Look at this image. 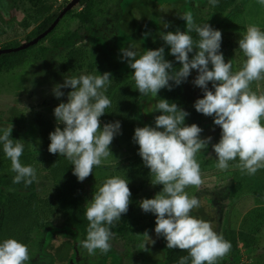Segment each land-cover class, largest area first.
<instances>
[{
    "label": "clouds",
    "instance_id": "1",
    "mask_svg": "<svg viewBox=\"0 0 264 264\" xmlns=\"http://www.w3.org/2000/svg\"><path fill=\"white\" fill-rule=\"evenodd\" d=\"M208 2L213 7L218 4V0ZM258 3L264 6V0ZM177 15L186 21V31L161 32L160 38L181 67L176 68L165 59V47L147 49L142 54L134 50V45L120 50L121 60L127 61L133 70L131 79L135 89L141 96L156 101L148 112L163 113L155 116V127L146 125L134 131L133 142L139 145L138 155L150 169L151 184L162 185L154 198L142 199L138 206L145 213L155 215V234L167 241L168 249L187 252L178 264H218L232 245L213 230L210 222L191 215L201 203L198 197H190L186 192L189 187L199 189L203 184L196 157L208 148L212 137L202 138L203 129L195 123L187 125L185 119L190 114L176 103L156 98L162 89L171 91L186 82L196 70L198 75L192 83L203 90V98L195 101V110L213 117L214 124L221 129L219 142L212 144L216 168L227 171L233 167L242 174L255 175L264 169V124L261 123L264 94L258 95L250 85L264 79V31L249 25L240 34L238 49L245 59L240 70L233 72L232 60L225 62L221 52L222 32L208 23L197 24L190 10ZM169 27L163 23V28ZM192 32L198 39L190 35ZM149 35L146 32L145 39ZM190 53H193L191 58ZM111 76L110 72L66 75L64 82L53 88L57 99L65 95L61 89L71 91L67 93V102L59 103L54 109L57 127L49 134L48 151L69 161L79 182L113 155L110 145L121 134L120 121L101 126L100 118L112 106L106 95ZM210 82L214 91L208 87ZM12 131V124L0 126V145L11 162L10 171L15 173L13 183H23L27 188L37 180V170L33 165L21 163L24 144L11 138ZM131 196L128 180L120 176L108 178L95 188L93 198L85 205L87 235L80 241L89 255L97 250L106 255L111 250L114 236L111 226L128 212ZM143 236L146 242L142 247L146 251L147 241L152 244L155 241L147 231ZM29 259L28 246L22 242L14 238L0 242V264H25Z\"/></svg>",
    "mask_w": 264,
    "mask_h": 264
},
{
    "label": "rangeland",
    "instance_id": "2",
    "mask_svg": "<svg viewBox=\"0 0 264 264\" xmlns=\"http://www.w3.org/2000/svg\"><path fill=\"white\" fill-rule=\"evenodd\" d=\"M70 1L0 0V49L28 43L26 39L28 33L46 16L59 14ZM122 1L92 0L89 6L92 22L85 24L81 23L78 17L84 5L76 3L59 20L58 30L64 34L75 32L77 37L74 46L84 48L87 53L92 48L94 37H100L109 53L117 54L116 24L121 13ZM188 1L197 24L208 23L222 32L223 51L221 52L224 57L226 52L231 55L233 72L240 70L245 59L238 49L240 34L245 32L249 25L257 26L264 31V6L260 5L258 0H218L215 7L209 4L208 0H200V3L199 0ZM202 1L204 2L201 3ZM153 2L156 10L170 12L166 1ZM43 6L49 10L38 13L37 10ZM152 28L149 30L151 35L148 36L151 44L164 43L160 38L161 33L153 31ZM40 48H46L47 51L44 56L39 57L40 59H36L33 55ZM67 53L63 49L52 48L48 40L42 41L36 48L24 54L26 57L21 65L0 72V124L4 126L12 124L13 131L24 130L21 136L29 140L30 149L26 157L20 159L22 164L33 165L36 168L37 180L33 185L41 199V225L31 233V242L27 245L30 259L25 264L38 259L37 246L48 232L44 226L61 227L65 221L61 214L50 213L54 210L53 183L43 162L42 145L35 118L41 116L50 120L55 130L57 122L54 109L59 103L67 102V93L71 89H61L65 95L57 99L53 94L54 86L62 84L66 75L78 77L82 74H100L96 68L90 69L87 65L81 69L64 71L61 64L66 59ZM250 87L258 95L264 94V79L253 82ZM153 101L147 97L139 99L136 103L133 102L134 114L131 116V127L121 129V134L114 138L110 145L113 155L109 156L102 166L94 167L93 174L80 182L84 205L93 198L95 188L102 185L106 179L120 176L129 182L132 202L127 212L126 223L124 224L120 219L111 226L114 236L110 241L111 250L108 254L115 253V264H144L146 253L139 247L140 240L146 231L152 240L157 237L155 215L145 213L138 204L142 199L154 198L162 190V185L151 184L150 169L144 166L142 158L138 155L139 145L133 142L137 127L146 125L155 127L151 112H148ZM261 123L264 124V119ZM103 125L101 122V126ZM199 126L203 129L201 137L211 136L212 141L208 148L198 153L196 157L200 164L203 184L199 189L189 187L186 192L190 197L195 195L199 198L200 208L211 219V226L217 234L222 235L225 229L231 228L250 233L254 238L251 248H246L242 242H239L237 250L232 254L228 253L218 261V264H264V169L258 170L251 176L242 174L233 167L227 171L218 170L212 144L219 142L221 129L214 124L213 117L205 115L201 116ZM60 127L63 128V125ZM10 167L9 159L0 161V175L14 177L15 173L10 171ZM20 192H23V189H20ZM197 210L194 209L192 212ZM85 238L86 236L81 235L78 238L77 257L72 264H100L105 254L97 250L94 255H89L87 250L80 246V241ZM162 242L167 247L164 238ZM107 259L112 261L111 257Z\"/></svg>",
    "mask_w": 264,
    "mask_h": 264
},
{
    "label": "trees",
    "instance_id": "3",
    "mask_svg": "<svg viewBox=\"0 0 264 264\" xmlns=\"http://www.w3.org/2000/svg\"><path fill=\"white\" fill-rule=\"evenodd\" d=\"M92 0H79L80 5H84L82 12L78 14L81 23H91L92 19L89 14V6ZM154 0H123L121 13L117 19L116 42L118 45L117 54H110L104 41L100 37H94L92 48L87 53L84 48L75 47L74 41L77 37L75 32L68 34L60 33L59 23L51 30L43 39L25 50L0 55V72L3 70H12L21 65L25 59V53L36 48L42 41H50L52 48L63 49L67 51V57L61 64V68L66 71L81 69L87 65L90 69L96 68L99 73L110 72L111 85L108 87L106 95L112 101V106L106 110L101 118L103 124L120 121L121 129L131 127V116L134 114L132 108L133 102L139 99L147 98L141 96L135 89L134 81L131 79L132 69L128 67L127 61L121 60V48L134 45L138 54H142L147 49H158L165 47V59L172 61L176 68L181 67L176 62L175 57L170 55V48L164 43L151 44L148 37L145 39L144 34L152 28L157 32H175L177 29L186 31V21L180 19L177 14L185 11H192L188 0H164L170 8V12L164 10H156L153 5ZM202 1L201 3H203ZM200 3V0L199 2ZM192 9V10H191ZM49 10L47 7H41L38 13H45ZM69 14V12H68ZM194 15V14H193ZM58 14L46 16L39 24L32 29L27 35V42L35 39L41 33L49 28ZM195 17V15H194ZM195 19V18H194ZM163 23H168L169 28H163ZM185 29V30H184ZM194 39H198L195 32L190 33ZM15 48V47H11ZM6 49V48H5ZM46 48H40L33 55L34 58L44 56ZM221 51L223 47L221 45ZM190 58L193 53H190ZM225 62L232 60L229 52H226ZM233 71V68H232ZM198 75L193 70L187 81L179 86H174L171 91L162 89L156 99H167L176 103L178 106L187 111L190 115L186 117L185 123L191 125L193 123L199 126V120L203 114L195 110L194 103L197 99L203 98V90L196 87L192 81ZM209 89L214 91L211 82ZM155 100L151 104L150 110L154 107ZM161 112H151L154 120L155 116L161 115ZM155 122V121H154ZM38 127V133L43 152V162L46 166L48 176L53 183L54 210L50 213L61 214L65 221L61 227L44 226L48 232L45 233L42 242L37 246L38 259L29 264H72L76 261V246L78 238L86 236L88 221L84 215L85 205L82 199L81 186L77 177L73 175L74 166L70 164L64 157L59 154H51L48 151L50 144L49 134L54 131V125L50 120L41 116L35 118ZM0 126H4L0 124ZM22 128V127H21ZM24 129V128H23ZM22 131H12V139L21 140L24 144V152L21 158H25L30 149V142L21 136ZM119 135V134H117ZM116 135V136H117ZM115 136V137H116ZM7 158L0 145V161ZM55 164V165H54ZM54 165V166H53ZM23 189V192H20ZM234 190H232L233 192ZM41 199L36 194V190L32 183L31 186L25 187L23 183L14 184L13 177L8 175H0V242L4 239L14 238L25 245L31 242V233L36 227L41 225ZM191 215L198 219L210 222L211 219L199 208ZM122 215V222L126 223V217ZM222 236L232 245L229 254L235 252L238 243L242 242L246 248H251L254 244V238L250 233L244 231H236L227 228L223 231ZM139 245L142 251H145L142 245L145 244L146 238L142 236ZM155 243L147 242V250L145 251L144 264H178L179 258L187 255L186 251L180 249H168L162 242L163 237H156ZM115 254V253H114ZM113 253L106 254L101 258L100 264H105L107 257H111L107 264H115V255Z\"/></svg>",
    "mask_w": 264,
    "mask_h": 264
},
{
    "label": "water",
    "instance_id": "4",
    "mask_svg": "<svg viewBox=\"0 0 264 264\" xmlns=\"http://www.w3.org/2000/svg\"><path fill=\"white\" fill-rule=\"evenodd\" d=\"M79 0H71L68 5H66L63 10L58 14L57 18L53 21V23L49 26L47 30H45L43 33H41L39 36H37L35 39L29 41L26 44H23L21 46L15 47V48H6V49H0V55L1 54H7L12 52H18L25 50L31 46H34L37 44L41 39H43L51 30L54 29V27L57 25L59 20L65 15V13L69 10H71L72 6H74L76 3H78Z\"/></svg>",
    "mask_w": 264,
    "mask_h": 264
},
{
    "label": "flooded vegetation",
    "instance_id": "5",
    "mask_svg": "<svg viewBox=\"0 0 264 264\" xmlns=\"http://www.w3.org/2000/svg\"><path fill=\"white\" fill-rule=\"evenodd\" d=\"M66 14V13H65ZM58 24V23H57Z\"/></svg>",
    "mask_w": 264,
    "mask_h": 264
}]
</instances>
